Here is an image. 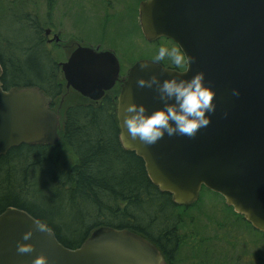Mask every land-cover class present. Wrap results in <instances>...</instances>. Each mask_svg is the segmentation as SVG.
Instances as JSON below:
<instances>
[{"label":"water","instance_id":"obj_1","mask_svg":"<svg viewBox=\"0 0 264 264\" xmlns=\"http://www.w3.org/2000/svg\"><path fill=\"white\" fill-rule=\"evenodd\" d=\"M140 23L147 41L171 40L196 61L184 72L152 61L129 71L118 103L123 148L144 161L151 182L177 206L194 205L206 188L264 233V0H147L140 6ZM63 67L69 84L96 101L120 72L114 54L83 47ZM199 72L217 93L208 127L195 138L165 135L151 146L125 143L122 121L130 95L149 113L163 107L154 88L137 85L140 78L190 79ZM2 76L0 64V158L22 145L56 146L61 118L50 110L51 99L39 89L6 92ZM34 221L14 208L0 215V264H32L40 255L49 264H168L150 241L131 231L102 228L72 250L53 231L37 230ZM29 230L35 235L24 243L35 248L21 254L17 241Z\"/></svg>","mask_w":264,"mask_h":264},{"label":"trees","instance_id":"obj_2","mask_svg":"<svg viewBox=\"0 0 264 264\" xmlns=\"http://www.w3.org/2000/svg\"><path fill=\"white\" fill-rule=\"evenodd\" d=\"M9 40L0 48V61L18 85L27 83L28 74L36 70L31 66L35 55L30 54L43 47V40ZM28 43L33 48H26ZM40 69L49 71L44 64ZM66 116L57 147L22 146L0 159V215L8 208L27 211L72 250L80 248L95 231L113 228L141 235L164 252L174 251L179 220L173 223L175 215L167 212L190 208L178 207L170 194L161 193L151 182L144 161L125 151L113 107L82 105L70 108ZM62 147L72 158L58 165L57 152ZM119 173L131 181L122 182L115 177ZM47 192L49 202L38 204L39 196ZM68 235H80L82 240L75 243Z\"/></svg>","mask_w":264,"mask_h":264},{"label":"rangeland","instance_id":"obj_3","mask_svg":"<svg viewBox=\"0 0 264 264\" xmlns=\"http://www.w3.org/2000/svg\"><path fill=\"white\" fill-rule=\"evenodd\" d=\"M143 1L145 0H0V42H3L0 48L3 49L10 38L15 40L24 37L31 42L33 39L42 40L44 30L47 28L52 29L54 33L60 31L62 28L61 21L58 20L57 5L60 9L62 5L65 10L66 23L63 28L67 33V40L75 38L84 45L99 44L102 49L114 52L124 69L134 66L137 62L152 61L161 46L173 47V45L167 40L150 44L143 38L138 39V31L140 32L138 12ZM48 5L56 6L51 12L53 21L47 26L44 23ZM104 16L109 20L113 17L114 20L109 21ZM33 46L28 43L26 48ZM70 50L71 48L63 55L58 48L43 45L42 48L33 49L30 56L35 55L33 59L35 63H39L40 66L44 64L46 69L52 71V63L54 62L55 66L60 59L68 56ZM164 62L167 67L173 65L170 61ZM57 156L58 165H63L65 161L70 162L72 158L63 147L57 152ZM113 162L115 163V160ZM114 166L116 169L117 166ZM115 177L122 182L131 181L126 177L122 178L121 173ZM50 196L48 192L43 193L38 198V204L48 203ZM58 202L59 199L56 198V204ZM167 214L175 215V217L171 216L173 223L179 220L176 229L181 244L184 242L182 247L180 246L177 264H223L219 241L222 227L225 225L232 226L230 228H233V234L239 240L247 242L250 247L248 251L255 246L260 248V245L264 248V234L251 228L226 206L221 196L207 189L202 190L195 207L188 210L174 209V213L169 211ZM203 239L207 242L198 244ZM81 240L80 235L74 238L75 243ZM229 252V260H233L236 253L233 250Z\"/></svg>","mask_w":264,"mask_h":264},{"label":"clouds","instance_id":"obj_4","mask_svg":"<svg viewBox=\"0 0 264 264\" xmlns=\"http://www.w3.org/2000/svg\"><path fill=\"white\" fill-rule=\"evenodd\" d=\"M165 60L177 67L184 68L194 63L196 58L188 57L179 47L161 46L152 62L159 65ZM137 85L140 88H154L163 107L149 113L145 105L131 102L130 95V102L125 109L126 114L122 121V128L127 130V136L122 137L125 143L130 139L151 146L157 144L165 135L195 138L201 129L211 124L212 115L216 113L215 98L217 93L206 84L204 72H199L190 79L173 77L163 81L158 76L152 75L150 79L140 78ZM232 94L239 97L241 93L238 89H234ZM34 222L37 230L49 231L45 223ZM34 235L35 231L29 230L24 233L22 240L17 241L19 253L25 254L34 251L33 244L24 243V241L31 240ZM32 264H49V258L46 255H40Z\"/></svg>","mask_w":264,"mask_h":264},{"label":"flooded vegetation","instance_id":"obj_5","mask_svg":"<svg viewBox=\"0 0 264 264\" xmlns=\"http://www.w3.org/2000/svg\"><path fill=\"white\" fill-rule=\"evenodd\" d=\"M55 6L56 5H48V10H47L46 17H45V20H46L45 23H47V24L44 23V25L48 26V23L50 21H53L51 12L53 10H55ZM57 11H58V20L61 21L60 27L62 29H60V31H58L57 33H54L52 29H49V28L45 29L44 30V37H43L44 40L43 39L42 40H43L44 46L47 45V46H51V47H56L59 49V52L63 53V55L65 54V51H67V50H69V48H71L70 52L68 53V56L64 59H60L57 63H55V66H54V62L52 63L51 67H52V69L54 67L56 68L55 72H54L55 69L52 71H48V72L42 71L40 69L41 66L39 65V63L38 64L35 63L30 57L31 66L35 67L36 70H35L33 75L28 74L27 83H21V85L17 84V81L14 78L15 76L13 77V74L11 71L7 72L6 69L4 68L2 62L0 61L1 65L3 67L2 83L4 86L3 87L4 90L6 92H9L13 89H18V90L35 89V88L39 89L41 92H43V94L45 96H47L48 98L51 99L52 103L50 105V110L57 113L59 116H61V118L63 119V122H66V120H68L66 114L70 108L82 106V105H85L88 107L91 106V107H94L96 109L101 108L104 105L105 106L111 105L113 107V110L116 114V118L118 121L119 96H120V93L122 91L123 85L126 82L127 75L129 73L130 69L133 67V65L124 69L122 67V65L120 64L119 76L116 78L113 87L110 90L105 92V94L101 100L96 101V100H93L89 97L84 96L81 92L77 91L73 86H71L69 84L68 77H67L66 72L64 71L63 66L68 62L69 58L72 57L77 52V49L80 46L92 48L93 50H96L98 53L112 52V51L102 49V47L99 46V44H97V45H93V44L84 45V44H82L83 43L82 41L77 40L75 38H70L69 40H67V33L63 28L64 24L66 23L65 17H64L65 16V10L62 7V5H61V9L59 8V5H57ZM22 17H23V15H22ZM107 20H109V19H107ZM111 20H114L113 17L109 21H111ZM138 23L140 26L139 12H138ZM138 36H139L138 39H140V38L144 39L141 28H140V32L138 31ZM167 41L170 42V44H172L173 46L178 47L174 42H172L170 40H167ZM112 53H114V52H112ZM61 61H63V62H61ZM47 63H48V61H47ZM119 63H120V61H119ZM160 64H162L165 68H168L171 70H176L179 72H183L187 69V67L181 68V67H177L175 65H171L170 67H167L165 65V62H162ZM35 74L37 76H34ZM47 80H49V81L47 82ZM119 141H120V133H119ZM51 148H55V147H51ZM241 218L245 221V219L243 217H241ZM248 225L251 228H253L250 224H248ZM230 227H232V226H228V225L223 226L222 227V233H220L219 244L221 246L223 264H264V253H263L264 248H263V246L259 244L260 248L255 246V248H253L252 250L250 249V251H248L250 247L248 246L247 242L243 241L241 239L239 240L233 234V228L231 229ZM253 229L256 230L255 228H253ZM178 234L179 233H177V235ZM178 237H179V235H178ZM206 242H207L206 239H203L202 242H198V244L201 245V243L205 244ZM152 243L162 252V254L164 255L168 264H177L176 263L177 256H178L179 250L181 249L184 242L181 244L180 239H178L177 248H175L174 251L170 250L167 252L162 251V248L159 247L153 241H152ZM233 243L235 244V246H233ZM198 244H197V248H198ZM230 250H233V252L236 253V256L233 260H229V253H230L229 251Z\"/></svg>","mask_w":264,"mask_h":264}]
</instances>
